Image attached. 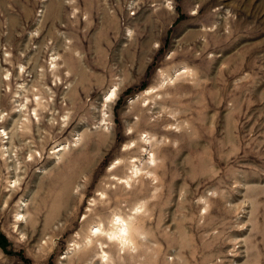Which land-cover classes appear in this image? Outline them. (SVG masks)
I'll list each match as a JSON object with an SVG mask.
<instances>
[{"label": "rangeland", "instance_id": "1", "mask_svg": "<svg viewBox=\"0 0 264 264\" xmlns=\"http://www.w3.org/2000/svg\"><path fill=\"white\" fill-rule=\"evenodd\" d=\"M0 264H264V0H0Z\"/></svg>", "mask_w": 264, "mask_h": 264}, {"label": "bare ground", "instance_id": "2", "mask_svg": "<svg viewBox=\"0 0 264 264\" xmlns=\"http://www.w3.org/2000/svg\"><path fill=\"white\" fill-rule=\"evenodd\" d=\"M114 94H115V90H112L111 95H114ZM114 225H115L114 230L111 233L107 234L109 239H111V240L115 239L119 243L124 244V245L128 244L130 239H129V235H128L129 230H128L127 223L124 221V219L121 216H117L114 218ZM98 229L99 228H96L94 233H96L98 231Z\"/></svg>", "mask_w": 264, "mask_h": 264}]
</instances>
